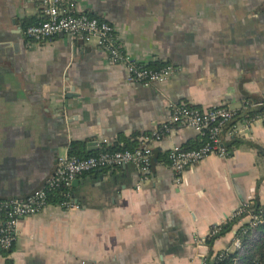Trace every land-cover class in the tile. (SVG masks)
<instances>
[{"label": "crops", "instance_id": "crops-1", "mask_svg": "<svg viewBox=\"0 0 264 264\" xmlns=\"http://www.w3.org/2000/svg\"><path fill=\"white\" fill-rule=\"evenodd\" d=\"M73 2L115 28L130 60L176 73L132 83L95 38L32 43L23 31L43 20L42 0H0V200L42 188L71 145L91 156L140 141L173 104L234 111L220 136L228 157L210 156L176 183L169 150L199 138L175 127L153 145L147 175L133 165L90 172L70 185L71 207L20 219L0 264H214L248 218L214 239L209 231L246 202L264 205V122L237 115L264 99V0Z\"/></svg>", "mask_w": 264, "mask_h": 264}, {"label": "built area", "instance_id": "built-area-1", "mask_svg": "<svg viewBox=\"0 0 264 264\" xmlns=\"http://www.w3.org/2000/svg\"><path fill=\"white\" fill-rule=\"evenodd\" d=\"M75 11L73 0H42L43 20L27 26L23 31L24 36L35 44L43 43L58 34H64L70 39L95 38L98 47L105 51L110 63L126 67L128 79L132 83L158 84L176 73V69L171 65L154 71L130 60L118 41L114 27ZM256 106H261V104L258 103ZM189 107L184 103L170 105L168 121L148 135L142 136L141 146L136 150L108 151L102 149L86 158L74 156L58 158L53 176L42 188L24 199L0 201V211L2 210L0 250H8L12 247L20 219L34 216L48 206L49 191L60 187H70L73 181L90 172L110 170L125 165H133L142 176L147 175L152 167L153 145L169 136L175 127H185L195 131L201 142L196 149L184 150L182 147L174 146L169 150L168 167L176 183L181 181L183 173L188 169L210 156L227 158L228 151L222 144L220 136L236 113L222 105L204 110ZM256 119L264 122V110L256 116ZM71 205L68 202L60 204L61 207H71ZM263 213L264 205H261L256 213L252 202L242 204L235 211L232 217L248 218V228L242 231L241 235L245 237L239 235L234 237L231 245L234 251L243 254L264 239L263 230L258 229L259 224H264V219L260 216ZM217 234L218 229L214 227L209 231L208 238L213 239ZM235 264L240 263L236 261Z\"/></svg>", "mask_w": 264, "mask_h": 264}, {"label": "trees", "instance_id": "trees-1", "mask_svg": "<svg viewBox=\"0 0 264 264\" xmlns=\"http://www.w3.org/2000/svg\"><path fill=\"white\" fill-rule=\"evenodd\" d=\"M29 25H33V24L27 23V24H25V27L29 26ZM140 65H142L144 68L154 70V71H158V70L162 69L163 67L167 66V64L160 65V66L159 65L158 66L157 65L144 66L143 64H140ZM258 103H260L261 106H256L257 108L254 111L248 112V110L245 109L243 112L239 111L237 113V115L238 114L243 115V116H246L247 118L259 115L264 110V99ZM191 108H194V107H191ZM237 117H239V116H237ZM148 134H144V135H148ZM144 135H142V136H144ZM127 142L128 141H125L122 145H120L119 143H116V145H114L111 148H107V150L108 151H123V150L133 151V150L138 149L141 146V142L138 140L137 141L134 140L133 143H127ZM200 144H201V142L199 140L196 145L189 146V147L185 146V147H182V149H184V150L196 149L200 146ZM77 147H79V146L78 145H71L70 146L69 152H68V155L70 157L74 156L77 158H86L89 156V155L84 156L85 154L79 153ZM227 151H228V149H227ZM0 201H7V200H0ZM71 201H72V199H71V187H60V188L49 191L48 195H47V205H60L63 202L71 203ZM260 208H261V205H258V203H256V202L253 203V209L256 213H257V210H259ZM1 212H2V210L0 211V216L2 214ZM260 216H261V218L264 219V213L261 214ZM240 218H243V217H231L224 225L215 227L218 229V234L214 238H216L217 236L225 235L226 233L230 232L232 230L233 225L236 224V222H238L240 220ZM247 228H248L247 224L242 226L236 232V235H239L241 237H245V236H242L241 234H242V231H245ZM258 229L263 230V232H264V224H259ZM247 232L248 231H246V233ZM10 249L0 250V254L3 256H7V253ZM236 261H238L240 264H264V239L262 241L256 243L253 246V248H251L250 250H248L247 252H245L243 254H239L238 251H234V250L228 251V252H223L222 254L217 256L216 262L214 264H235Z\"/></svg>", "mask_w": 264, "mask_h": 264}, {"label": "water", "instance_id": "water-1", "mask_svg": "<svg viewBox=\"0 0 264 264\" xmlns=\"http://www.w3.org/2000/svg\"><path fill=\"white\" fill-rule=\"evenodd\" d=\"M77 184H78V181L75 180V181H73V182L71 183V186H72V187H75Z\"/></svg>", "mask_w": 264, "mask_h": 264}]
</instances>
